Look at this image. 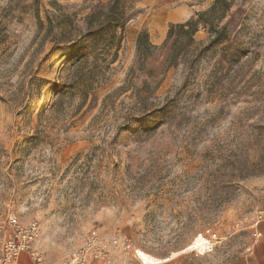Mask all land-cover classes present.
Returning <instances> with one entry per match:
<instances>
[{
  "label": "rangeland",
  "instance_id": "obj_1",
  "mask_svg": "<svg viewBox=\"0 0 264 264\" xmlns=\"http://www.w3.org/2000/svg\"><path fill=\"white\" fill-rule=\"evenodd\" d=\"M112 1L0 0V238L14 215L38 224L47 264L89 235L112 264H230L264 208V0H228L231 40L209 48L200 30L170 68L167 31L184 21L166 24V0H121L123 30L87 45L78 80L63 54Z\"/></svg>",
  "mask_w": 264,
  "mask_h": 264
},
{
  "label": "trees",
  "instance_id": "obj_2",
  "mask_svg": "<svg viewBox=\"0 0 264 264\" xmlns=\"http://www.w3.org/2000/svg\"><path fill=\"white\" fill-rule=\"evenodd\" d=\"M53 3L55 4V2ZM231 8L232 3L228 0H213L212 4L206 10L196 12L192 17L183 23L171 24L166 35V43H169V52L164 60V66L166 68L177 66L180 63L182 57L186 56L188 50L192 49L196 44L194 36L200 30H203L207 33V46L209 48L221 45L222 43L231 40L229 20H225ZM36 19L39 28H42L43 22L38 16ZM86 20L87 28L85 32H80L75 40L70 41L67 46L66 53L63 54L65 55V58L68 57L67 60L76 59L78 61L77 68L81 70L79 78H77L78 80H81L83 75H85L82 66H84L86 63L83 51L86 49L87 45L91 44L93 46H105L106 42L100 41L101 37L107 34L114 35L119 28L123 30L127 18L121 9V0H113L111 5L105 11L100 10L96 13H91L86 17ZM47 25V29L50 30L52 28V22L48 19ZM119 45L120 44L117 41L116 47H119ZM153 49L154 46L150 44L147 33L141 31L136 39L137 67L136 69L130 70L132 74H135L136 70L140 76H143L146 62L149 56H151ZM192 50H194V48ZM95 67L97 70L100 68L99 65H94L91 71L87 72V76H89L90 73L96 69ZM85 78L87 79V77H84L83 79ZM82 82H85V85H88V83L89 86L92 85V82H87L86 80H82ZM131 84L132 82H130L129 85ZM52 86L53 87L51 90H58L60 87L57 83L52 84ZM68 88L72 89V84H70ZM121 90H124V87L117 89V91ZM136 91V100L140 102L143 101V81L141 85L136 88Z\"/></svg>",
  "mask_w": 264,
  "mask_h": 264
},
{
  "label": "built area",
  "instance_id": "obj_3",
  "mask_svg": "<svg viewBox=\"0 0 264 264\" xmlns=\"http://www.w3.org/2000/svg\"><path fill=\"white\" fill-rule=\"evenodd\" d=\"M264 222V208L254 222L252 233L254 240L261 238L258 226ZM39 237V226L36 222L22 224L16 216L9 215L7 229L0 238V264H18L22 254L29 255L34 264H47L44 256L36 249L35 242ZM112 264V247L107 241L95 236L84 237L82 242L69 252L61 264Z\"/></svg>",
  "mask_w": 264,
  "mask_h": 264
},
{
  "label": "crops",
  "instance_id": "obj_4",
  "mask_svg": "<svg viewBox=\"0 0 264 264\" xmlns=\"http://www.w3.org/2000/svg\"><path fill=\"white\" fill-rule=\"evenodd\" d=\"M200 1L201 0H166L163 8L166 24L188 20L197 12ZM258 230L261 233V238L254 241L247 254L235 259L230 264H264V222L258 226ZM18 264H34V261L29 255L22 254Z\"/></svg>",
  "mask_w": 264,
  "mask_h": 264
},
{
  "label": "bare ground",
  "instance_id": "obj_5",
  "mask_svg": "<svg viewBox=\"0 0 264 264\" xmlns=\"http://www.w3.org/2000/svg\"><path fill=\"white\" fill-rule=\"evenodd\" d=\"M211 246H212V245H211V243H210V242H208V243H207V248H208L209 250L211 249ZM198 253H200V254H201L202 252H198Z\"/></svg>",
  "mask_w": 264,
  "mask_h": 264
}]
</instances>
